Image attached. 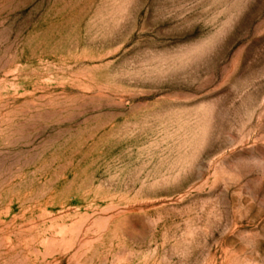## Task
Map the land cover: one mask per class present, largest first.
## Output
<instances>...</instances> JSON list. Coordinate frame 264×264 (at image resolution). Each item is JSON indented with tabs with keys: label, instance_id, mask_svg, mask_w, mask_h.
<instances>
[{
	"label": "rangeland",
	"instance_id": "1",
	"mask_svg": "<svg viewBox=\"0 0 264 264\" xmlns=\"http://www.w3.org/2000/svg\"><path fill=\"white\" fill-rule=\"evenodd\" d=\"M0 264H264V0H0Z\"/></svg>",
	"mask_w": 264,
	"mask_h": 264
}]
</instances>
